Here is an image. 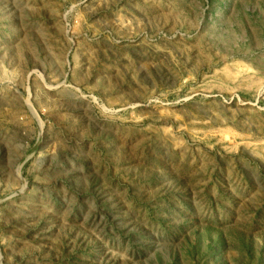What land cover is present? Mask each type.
<instances>
[{
	"label": "rangeland",
	"instance_id": "rangeland-1",
	"mask_svg": "<svg viewBox=\"0 0 264 264\" xmlns=\"http://www.w3.org/2000/svg\"><path fill=\"white\" fill-rule=\"evenodd\" d=\"M0 264H264V0H0Z\"/></svg>",
	"mask_w": 264,
	"mask_h": 264
}]
</instances>
